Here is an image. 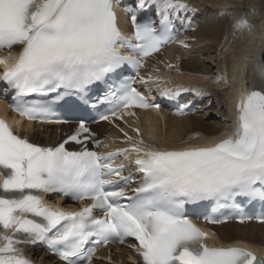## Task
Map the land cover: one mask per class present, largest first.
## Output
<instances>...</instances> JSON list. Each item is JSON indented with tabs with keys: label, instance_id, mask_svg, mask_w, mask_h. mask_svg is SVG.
Here are the masks:
<instances>
[{
	"label": "snow or ice",
	"instance_id": "snow-or-ice-1",
	"mask_svg": "<svg viewBox=\"0 0 264 264\" xmlns=\"http://www.w3.org/2000/svg\"><path fill=\"white\" fill-rule=\"evenodd\" d=\"M151 5L159 29L138 21V13ZM186 7L181 0H138L128 36L118 26L115 0H0V52L9 50L0 58L5 66L0 82L15 93L12 110L29 122L75 124L63 142L41 146L0 119V264H31L19 246L38 242L64 264H93L99 246L128 238L137 242L129 247L142 264H264L244 249L208 246L207 233L185 213L187 205L238 196L264 202V90L240 93L236 127L227 138L179 150L156 148L124 133L130 147L100 153L87 145L95 136L89 117L57 114L68 97L79 102L70 109L85 106L97 113L93 123L135 116L130 109L159 110L124 73L130 66L139 75L146 59L172 39V13ZM139 81L159 85L151 76ZM97 83L105 90L92 98L90 86ZM181 91L164 89L161 95L174 98ZM177 114H185L184 108ZM69 142L82 147L69 151ZM128 153H135L138 176L125 175V164L115 163L121 156L127 161ZM49 193L91 203L64 211L44 203ZM253 218L264 223V215H241L239 222Z\"/></svg>",
	"mask_w": 264,
	"mask_h": 264
},
{
	"label": "bare ground",
	"instance_id": "bare-ground-1",
	"mask_svg": "<svg viewBox=\"0 0 264 264\" xmlns=\"http://www.w3.org/2000/svg\"><path fill=\"white\" fill-rule=\"evenodd\" d=\"M129 1L135 4L137 0H115V11L120 19L118 24L125 31L129 30L124 20L130 14L129 5H126ZM181 1L187 3L185 14L190 25L178 43L148 62L146 73L149 76H171L173 82L181 85H198L202 88L198 89V99L204 101V104L199 112L186 117H178L174 112L125 116L115 131L117 134L127 133L134 141L143 139L146 144L161 149L179 148L196 140L204 143L202 145H211L215 139L220 138L218 135L223 130L229 129L231 121L236 125V103L240 93L264 90V65L260 61L264 47V0H250L247 5L243 4L244 0ZM121 4L124 9L120 7ZM223 13L228 14L230 23L237 28L235 40H232L233 34H227L223 41H218L217 32L220 28L217 29L220 25L217 21ZM252 16L257 19L252 21ZM209 17L211 21H208ZM211 42L215 46L213 52L212 45H209ZM188 74L202 78L190 77ZM200 112L203 114L200 115ZM97 129L102 135L108 131L103 124ZM134 129L139 130V135ZM55 130H46V135L52 140L57 136ZM204 135L213 138L212 141L205 142L207 138ZM30 139L39 144L45 141L39 135ZM214 230L220 242H238L236 245L248 248L264 261V224L227 223ZM25 251L28 253L29 249ZM31 253L38 256L35 252ZM127 253L126 250H120L114 260L125 258ZM43 260L46 261L45 258Z\"/></svg>",
	"mask_w": 264,
	"mask_h": 264
},
{
	"label": "rangeland",
	"instance_id": "rangeland-1",
	"mask_svg": "<svg viewBox=\"0 0 264 264\" xmlns=\"http://www.w3.org/2000/svg\"><path fill=\"white\" fill-rule=\"evenodd\" d=\"M246 1H249V2H246ZM246 1L244 0V3L243 4L247 5L248 3H250V0H246ZM258 1H260V0H258ZM210 17L208 18V21L209 20L211 21V18ZM251 19H252V21H255L257 18H256V16H252ZM217 22L220 25V27H218V29H217V30H219V28H220V30L217 32L218 33V35H217L218 36V41L219 42L223 41V39L227 36V34H229V35L233 34L231 37H232V40L233 39L235 40V36L237 37V29L234 28L235 26H233L232 23H230L231 20L228 18V14L223 13L221 15V19L219 18V21H217ZM229 26H231V27L228 29ZM210 44L212 45L213 43L211 42V43H209V45ZM212 47H213V50H212V52H213L214 49H215V46L212 45ZM203 59L206 60L205 57Z\"/></svg>",
	"mask_w": 264,
	"mask_h": 264
},
{
	"label": "water",
	"instance_id": "water-1",
	"mask_svg": "<svg viewBox=\"0 0 264 264\" xmlns=\"http://www.w3.org/2000/svg\"><path fill=\"white\" fill-rule=\"evenodd\" d=\"M262 62L264 63V52L262 53Z\"/></svg>",
	"mask_w": 264,
	"mask_h": 264
}]
</instances>
